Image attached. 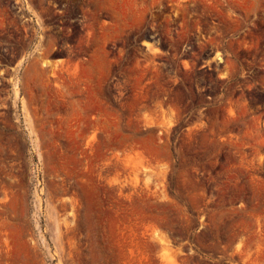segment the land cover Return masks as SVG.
<instances>
[{"label": "rangeland", "instance_id": "1", "mask_svg": "<svg viewBox=\"0 0 264 264\" xmlns=\"http://www.w3.org/2000/svg\"><path fill=\"white\" fill-rule=\"evenodd\" d=\"M0 264H264V0H0Z\"/></svg>", "mask_w": 264, "mask_h": 264}]
</instances>
